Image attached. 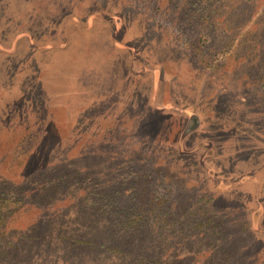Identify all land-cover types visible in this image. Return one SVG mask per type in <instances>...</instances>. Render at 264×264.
<instances>
[{
	"label": "rangeland",
	"instance_id": "1",
	"mask_svg": "<svg viewBox=\"0 0 264 264\" xmlns=\"http://www.w3.org/2000/svg\"><path fill=\"white\" fill-rule=\"evenodd\" d=\"M0 264H264V0H0Z\"/></svg>",
	"mask_w": 264,
	"mask_h": 264
}]
</instances>
